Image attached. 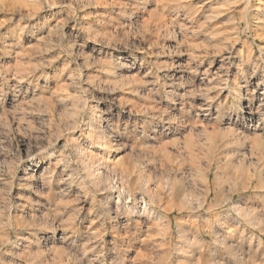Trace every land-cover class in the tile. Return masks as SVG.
<instances>
[{
	"label": "rangeland",
	"instance_id": "rangeland-1",
	"mask_svg": "<svg viewBox=\"0 0 264 264\" xmlns=\"http://www.w3.org/2000/svg\"><path fill=\"white\" fill-rule=\"evenodd\" d=\"M0 264H264V0H0Z\"/></svg>",
	"mask_w": 264,
	"mask_h": 264
}]
</instances>
